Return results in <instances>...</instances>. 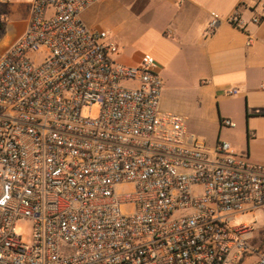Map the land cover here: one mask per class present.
Wrapping results in <instances>:
<instances>
[{"label":"built area","instance_id":"obj_1","mask_svg":"<svg viewBox=\"0 0 264 264\" xmlns=\"http://www.w3.org/2000/svg\"><path fill=\"white\" fill-rule=\"evenodd\" d=\"M100 1L34 0L0 56V264H264L257 220L239 222L264 213V164L162 111L156 59L120 64L109 33L82 21Z\"/></svg>","mask_w":264,"mask_h":264},{"label":"crops","instance_id":"obj_2","mask_svg":"<svg viewBox=\"0 0 264 264\" xmlns=\"http://www.w3.org/2000/svg\"><path fill=\"white\" fill-rule=\"evenodd\" d=\"M0 2L6 11L0 22L10 48L26 31L34 0ZM235 13L241 16L239 27L229 23ZM259 13L251 0H102L81 19L91 30L109 33L118 45L120 64L139 66L145 54L156 59L163 82L172 86L175 104H170L173 112L162 95V111L198 121L196 129L205 135L187 124L188 130L211 148L225 131L244 136L247 148L237 141L232 147L264 164V151L258 149L264 146V22H252ZM214 19L220 21L218 28L207 36ZM128 47L132 51L123 61ZM232 88L238 93L228 96ZM225 119L236 127H223Z\"/></svg>","mask_w":264,"mask_h":264},{"label":"rangeland","instance_id":"obj_3","mask_svg":"<svg viewBox=\"0 0 264 264\" xmlns=\"http://www.w3.org/2000/svg\"><path fill=\"white\" fill-rule=\"evenodd\" d=\"M3 7H4L3 4L0 2V16H4L6 14L5 10H1ZM6 35H5V30H3L0 34V56L3 53H5L6 50L9 48L8 45L6 44ZM130 51H132V50L128 47L124 53L123 58H122L123 61H124V57H127L129 55ZM116 58H118V57H116ZM124 85H129V84L126 82V83H124ZM171 92H173L171 84H169V82L168 83L165 82L163 85V89H162L163 101L167 104V106L169 105V109H171V111L174 112L175 104L173 103V99L171 97ZM170 104L173 105L174 108H170ZM82 115L84 117H87V118L98 119L99 115H100V107L98 105H94L92 107V110L87 108L83 111ZM187 124L190 127V129L197 132V134L205 135L204 132H202V131L198 132L197 131L196 126H198V125L201 126V124L198 121L196 122L192 117L189 118ZM220 140L227 141V142H230L233 144L235 141H237V142L243 143L247 148L246 138L242 135L237 134V133L225 131L221 135ZM258 149L260 152L264 151V146H259ZM233 150L236 153H238L234 148H233ZM122 192L125 194L130 193L131 189L126 188ZM254 221L257 222V227L259 228V232H260L261 236L264 237V213L263 212H257V213H255L254 216L243 217L239 220V222H246V223L254 222ZM33 231H34V227H33V224L31 223L30 220H23L18 225V232L23 236V241L26 244H31L32 237H33ZM252 261H253V259L249 258V259H246L242 264H251Z\"/></svg>","mask_w":264,"mask_h":264},{"label":"trees","instance_id":"obj_4","mask_svg":"<svg viewBox=\"0 0 264 264\" xmlns=\"http://www.w3.org/2000/svg\"><path fill=\"white\" fill-rule=\"evenodd\" d=\"M4 30V25L0 22V32Z\"/></svg>","mask_w":264,"mask_h":264}]
</instances>
